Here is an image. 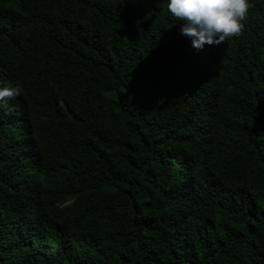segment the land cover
I'll return each instance as SVG.
<instances>
[{"label": "trees", "instance_id": "1", "mask_svg": "<svg viewBox=\"0 0 264 264\" xmlns=\"http://www.w3.org/2000/svg\"><path fill=\"white\" fill-rule=\"evenodd\" d=\"M197 51L164 0H0V264H264V0Z\"/></svg>", "mask_w": 264, "mask_h": 264}, {"label": "clouds", "instance_id": "2", "mask_svg": "<svg viewBox=\"0 0 264 264\" xmlns=\"http://www.w3.org/2000/svg\"><path fill=\"white\" fill-rule=\"evenodd\" d=\"M171 18L181 21L179 34L188 38L197 51L205 45H220L233 36H239L251 0H164ZM20 86H0V104L5 98L20 94Z\"/></svg>", "mask_w": 264, "mask_h": 264}]
</instances>
